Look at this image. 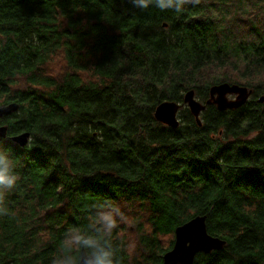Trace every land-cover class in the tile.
<instances>
[{"label": "trees", "instance_id": "16d2710c", "mask_svg": "<svg viewBox=\"0 0 264 264\" xmlns=\"http://www.w3.org/2000/svg\"><path fill=\"white\" fill-rule=\"evenodd\" d=\"M141 2L0 0V107L18 104L0 155L19 177L0 187V264H77L81 246L95 264H162L195 216L226 244L192 264H264V35L226 42L241 22L263 32L264 0ZM220 83L252 93L218 111ZM164 101L177 128L154 117Z\"/></svg>", "mask_w": 264, "mask_h": 264}, {"label": "water", "instance_id": "95a60500", "mask_svg": "<svg viewBox=\"0 0 264 264\" xmlns=\"http://www.w3.org/2000/svg\"><path fill=\"white\" fill-rule=\"evenodd\" d=\"M251 93L252 90L248 87L236 84L220 83L212 85L209 89V99L205 105H214L218 111L234 110L244 105ZM229 96H234V98L229 99ZM257 101L260 104L264 103V95L259 96ZM183 103L194 117L197 125L201 126L199 115L205 109V105L195 98L193 90L184 94ZM179 107L180 105L175 102L164 101L156 107L154 117L159 123L169 128H177L179 125L177 119ZM17 109L18 104L16 103H8L0 107V119L10 116ZM6 133L7 127L0 126V139H6ZM29 137L28 132H23L8 139L23 148L27 145ZM225 244V240L210 236L207 233L205 216H195L175 228L172 248L163 255L162 264H192L195 255L220 251ZM77 258V264H95L94 257L86 252L84 246L80 247Z\"/></svg>", "mask_w": 264, "mask_h": 264}, {"label": "rangeland", "instance_id": "374dc122", "mask_svg": "<svg viewBox=\"0 0 264 264\" xmlns=\"http://www.w3.org/2000/svg\"><path fill=\"white\" fill-rule=\"evenodd\" d=\"M262 27H263V32H260V29H256V21L255 20L252 22V24L247 23V22H241L240 27H239L241 32L239 30H234V31L230 32L228 34L229 40H226V42L230 43L231 40H235V39L239 38V36L241 35L242 39H241L239 46H237L236 48H233V49H238V48L248 49L254 45V36L257 37V35H262V34L264 35V22L262 24ZM255 33H256V35H255ZM223 40H222V38L219 39V43L223 42ZM233 49H230V50H233ZM56 69H57V67H56ZM224 73L228 79H239V77L235 73H232V72H224ZM211 75H220V74H218L215 70V71L209 72L207 74V77H210ZM228 84H231V83H228ZM121 241H122V243L130 244L131 250L133 249L134 244H135L133 236H130L128 233H125Z\"/></svg>", "mask_w": 264, "mask_h": 264}, {"label": "clouds", "instance_id": "9594fccd", "mask_svg": "<svg viewBox=\"0 0 264 264\" xmlns=\"http://www.w3.org/2000/svg\"><path fill=\"white\" fill-rule=\"evenodd\" d=\"M150 2L151 0H142L140 7L147 8ZM183 2L199 3L200 0H183ZM156 4L158 8L162 10L164 9L162 0H156ZM17 179H19L18 176L9 174L8 162H6L4 156L0 155V187L11 188L15 184ZM96 264H105V261L98 258Z\"/></svg>", "mask_w": 264, "mask_h": 264}, {"label": "flooded vegetation", "instance_id": "af4514ba", "mask_svg": "<svg viewBox=\"0 0 264 264\" xmlns=\"http://www.w3.org/2000/svg\"><path fill=\"white\" fill-rule=\"evenodd\" d=\"M233 97H234V96H233ZM233 97H232V98H233ZM0 120H2V118H1ZM0 126H5V125L1 124ZM6 135H7V133H6ZM15 135H16V134H15ZM13 136H14V135H13ZM10 137H11V136H10Z\"/></svg>", "mask_w": 264, "mask_h": 264}]
</instances>
